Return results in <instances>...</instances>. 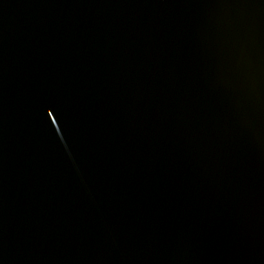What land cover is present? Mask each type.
Returning <instances> with one entry per match:
<instances>
[{"label": "water", "instance_id": "1", "mask_svg": "<svg viewBox=\"0 0 264 264\" xmlns=\"http://www.w3.org/2000/svg\"><path fill=\"white\" fill-rule=\"evenodd\" d=\"M0 264H264V0H0Z\"/></svg>", "mask_w": 264, "mask_h": 264}]
</instances>
